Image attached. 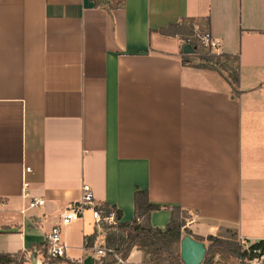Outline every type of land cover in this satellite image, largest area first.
<instances>
[{
	"label": "crops",
	"instance_id": "0c3cea01",
	"mask_svg": "<svg viewBox=\"0 0 264 264\" xmlns=\"http://www.w3.org/2000/svg\"><path fill=\"white\" fill-rule=\"evenodd\" d=\"M97 1L0 0V253L48 264L31 247L82 183L119 221L140 188L165 205L153 227L178 206L195 236L264 239V0ZM188 19L237 58V92L181 62L166 30ZM93 229L88 212L64 226L50 264H84ZM126 262L148 264L136 248Z\"/></svg>",
	"mask_w": 264,
	"mask_h": 264
},
{
	"label": "trees",
	"instance_id": "16d2710c",
	"mask_svg": "<svg viewBox=\"0 0 264 264\" xmlns=\"http://www.w3.org/2000/svg\"><path fill=\"white\" fill-rule=\"evenodd\" d=\"M93 1L95 4L98 2L97 0ZM175 26L177 27L178 23L169 25L166 32L180 35L181 32H179V30H170V28ZM185 45H189L192 50L190 52H184L183 47ZM183 47L181 49V62L183 64L198 68H208L218 72L229 84L231 89L237 92L239 72L237 58L235 56L224 53H209L205 49H200L199 45L195 42H191V40L186 41ZM220 59H224V61ZM230 59L235 62V66L232 68L231 72L228 70L231 68L227 65V61ZM163 206L165 205L150 202L147 191L136 188L134 191V218L130 221H119L115 225H104L106 245L111 247L125 259L129 256L131 250L136 248L142 251L145 262L148 264H163L164 262L168 264H183L180 255L174 252L173 246L180 242L184 235H193L190 230L184 227L186 212L178 206H172L170 207V220L164 229L151 226L149 223L151 211L160 209ZM104 207L106 208L108 206L105 205ZM115 210L117 217L120 218V211L116 208ZM222 231H225V233L229 235H222ZM96 234V229H93L90 234L85 236L84 245L86 248L93 245ZM193 236L199 241L203 238L209 240V245L206 248L201 264H213V257L216 254L232 256L237 258L240 264H248L244 261L252 260L264 253V239L251 241L246 249H242L236 241L238 237L237 231L230 228H221L216 235H207L206 237ZM34 247L38 249V253L41 257L45 256L46 250L44 248V242L34 245L31 249ZM14 256L15 255L8 253H0V264L27 263L26 260L17 263ZM58 259L60 258H52L48 264ZM84 264L112 263H90L85 260Z\"/></svg>",
	"mask_w": 264,
	"mask_h": 264
},
{
	"label": "built area",
	"instance_id": "2783aa9c",
	"mask_svg": "<svg viewBox=\"0 0 264 264\" xmlns=\"http://www.w3.org/2000/svg\"><path fill=\"white\" fill-rule=\"evenodd\" d=\"M196 41L198 45L212 54H219V45L209 31L197 34ZM43 204L42 199H33L29 202L28 207H35ZM90 213L93 224L96 228L102 229L104 225H115L119 222L116 210L113 207H104L99 205L94 198L92 188L87 183H82L80 187V197L68 203L58 216L50 231L44 238V248L46 254L52 258H64L67 256V246L61 237V231L64 226L69 225L78 220H83L85 213ZM102 227V228H101ZM97 237V236H96ZM97 238L93 245L87 249L88 256L92 258L93 263L111 262L112 264H126V259L119 253H116L105 242V234L102 240L97 243ZM96 242V243H95ZM247 246L245 247V249ZM264 259V253L252 260H246L248 264H260Z\"/></svg>",
	"mask_w": 264,
	"mask_h": 264
},
{
	"label": "rangeland",
	"instance_id": "374dc122",
	"mask_svg": "<svg viewBox=\"0 0 264 264\" xmlns=\"http://www.w3.org/2000/svg\"><path fill=\"white\" fill-rule=\"evenodd\" d=\"M174 29L179 30V32H181L179 37L181 38L182 44H184L186 41H189V40H191V42H195L198 44V42L196 41L197 34H201L202 32L206 31L204 26H200L198 23H196V21L189 20V19L179 22L177 27L175 26V27L170 28V30H174ZM199 48L204 49L200 45H199ZM220 60L224 61V59H220ZM227 65L231 68V69H228L231 72L232 68H234V66H235V62L232 59H230L229 61H227ZM186 217H187V213H186ZM186 217L184 218L185 222H186ZM96 232H97V234H96L97 237H95V239L97 238L96 242L99 243L105 234L104 227L102 229L96 228ZM221 234L226 235V236L229 235L228 233H225V231L224 232L222 231ZM201 241L204 243L205 247L207 248L209 245V240L203 238ZM236 241L242 247V249H245V247L249 245V242L241 241V239H239V237H237ZM173 250L176 254H178V255L180 254L179 242H178V244H175L173 246ZM30 253L31 254H29V253L17 254L14 256V259L17 263H20L23 260L24 261L26 260L27 261L26 264H29V262L32 261L34 259L33 257H35L37 254L34 251H32ZM40 258H41L42 263H49V261H51V259H52V257H49L46 253H45L44 257L40 256ZM146 260H147V258H146ZM244 262L247 263V261H244ZM32 263H33V261H32ZM163 264H168V263L164 262ZM213 264H240V261L237 258L232 257V256H228V255H224V254L223 255L222 254H216L213 257Z\"/></svg>",
	"mask_w": 264,
	"mask_h": 264
},
{
	"label": "water",
	"instance_id": "95a60500",
	"mask_svg": "<svg viewBox=\"0 0 264 264\" xmlns=\"http://www.w3.org/2000/svg\"><path fill=\"white\" fill-rule=\"evenodd\" d=\"M192 49L189 45L183 47L184 52H190ZM206 251L205 245L193 238L191 235H184L180 240V258L183 264H201ZM92 262V258L88 256L86 259ZM260 264H264V259Z\"/></svg>",
	"mask_w": 264,
	"mask_h": 264
}]
</instances>
